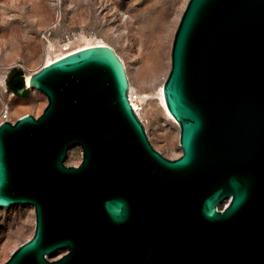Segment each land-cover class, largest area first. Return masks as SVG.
Returning <instances> with one entry per match:
<instances>
[{
	"label": "water",
	"instance_id": "obj_1",
	"mask_svg": "<svg viewBox=\"0 0 264 264\" xmlns=\"http://www.w3.org/2000/svg\"><path fill=\"white\" fill-rule=\"evenodd\" d=\"M170 60L174 159L152 146L109 46L13 83L47 102L0 125V208L33 206L35 221L0 264H264V0H188Z\"/></svg>",
	"mask_w": 264,
	"mask_h": 264
},
{
	"label": "rangeland",
	"instance_id": "obj_2",
	"mask_svg": "<svg viewBox=\"0 0 264 264\" xmlns=\"http://www.w3.org/2000/svg\"><path fill=\"white\" fill-rule=\"evenodd\" d=\"M188 0H0V108L9 103L14 119L24 114L38 116L46 97L36 89L26 96L9 97L6 79L12 68L21 76L33 73L47 59L49 45L72 42L81 35H95L109 44L125 63L138 118L146 125L152 146L169 159L181 155L179 125L165 109L160 95L170 70L171 47L180 17ZM159 59L152 74L153 56ZM6 90V92H5ZM20 109V111H19ZM81 149L73 147L66 159L78 164ZM227 200L219 204L223 208ZM30 205L0 208V263L28 240L34 231ZM65 251L49 256L56 259Z\"/></svg>",
	"mask_w": 264,
	"mask_h": 264
},
{
	"label": "bare ground",
	"instance_id": "obj_3",
	"mask_svg": "<svg viewBox=\"0 0 264 264\" xmlns=\"http://www.w3.org/2000/svg\"><path fill=\"white\" fill-rule=\"evenodd\" d=\"M93 44L94 45H99V46H109V47H111L109 44H107L104 40H99V41H97V42H95V43H91L89 40H88V38H86L85 36H83V35H81L79 38H77L76 40H74V41H72V42H69L68 43V48H69V51H78V50H80V49H84V48H86V47H91V46H93ZM50 47L52 46V45H49ZM66 47V48H67ZM112 48V47H111ZM113 49V48H112ZM50 50V49H49ZM47 54H48V57H47V59L43 62V64L42 65H47V64H49V63H52L54 60H56V59H58L57 57L61 54H55L54 56L51 54V52L50 51H48L47 52ZM120 58V57H119ZM121 59V58H120ZM121 61L123 62V64H124V66H125V63H124V61L121 59ZM158 64H159V59H158V57L156 56V54L153 56V58H152V62H151V72H152V74L153 73H155L156 72V70H158L157 68H158ZM30 75H31V73H28V74H26V76H25V79H26V82H27V85L29 86V78H30ZM0 78H2V77H0ZM1 80V79H0ZM130 87H131V91H132V95H133V99H134V103H135V107H136V111H137V113H138V109H139V103L140 102H142L143 100H144V96H141V95H136V97H134L135 95H134V91H133V89H132V86H131V84H130ZM160 95H161V99H162V103L164 104V106L166 107V105H165V102H164V99H163V92H162V85H161V87H160ZM166 110H167V108H165ZM19 111H20V109H19ZM168 111V110H167ZM168 113H169V111H168ZM22 116V115H21ZM170 116H171V114H170ZM20 117V116H19ZM172 117V116H171ZM173 118V117H172ZM17 119V118H16ZM228 202V200L225 202V203H227Z\"/></svg>",
	"mask_w": 264,
	"mask_h": 264
},
{
	"label": "built area",
	"instance_id": "obj_4",
	"mask_svg": "<svg viewBox=\"0 0 264 264\" xmlns=\"http://www.w3.org/2000/svg\"><path fill=\"white\" fill-rule=\"evenodd\" d=\"M88 40L91 42V43H95L97 41H99V39L95 36V35H91L89 37H87ZM70 41H66V42H62L60 44H53L51 47H49V51L51 52V54L54 56L55 54H60L57 58H61V57H64L65 55H68L70 53H72L73 51H69V48L67 47L68 46V43ZM94 45V44H93ZM67 47V48H66ZM6 92V90H5ZM14 92L13 91H10L9 92V97H12L14 96ZM9 103L7 101H4L1 105V108H0V125L3 123V122H6V121H10L11 123H13L16 119L12 118L10 116V110H9Z\"/></svg>",
	"mask_w": 264,
	"mask_h": 264
},
{
	"label": "flooded vegetation",
	"instance_id": "obj_5",
	"mask_svg": "<svg viewBox=\"0 0 264 264\" xmlns=\"http://www.w3.org/2000/svg\"><path fill=\"white\" fill-rule=\"evenodd\" d=\"M10 75L9 77L6 79V83L7 82H11V81H14L16 82L18 79H19V76H21L20 74H18V72L16 70H12L11 72H9Z\"/></svg>",
	"mask_w": 264,
	"mask_h": 264
},
{
	"label": "trees",
	"instance_id": "obj_6",
	"mask_svg": "<svg viewBox=\"0 0 264 264\" xmlns=\"http://www.w3.org/2000/svg\"><path fill=\"white\" fill-rule=\"evenodd\" d=\"M19 79H23V77H22V76H19ZM19 79H18V80H19ZM13 83H14V81H11V82H9V84H8V88H9L11 91H15V89H14V87H13ZM27 91H28V90H26V91L23 92V96L26 94Z\"/></svg>",
	"mask_w": 264,
	"mask_h": 264
}]
</instances>
